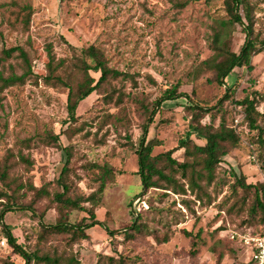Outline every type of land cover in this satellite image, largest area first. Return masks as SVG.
<instances>
[{
	"label": "rangeland",
	"instance_id": "374dc122",
	"mask_svg": "<svg viewBox=\"0 0 264 264\" xmlns=\"http://www.w3.org/2000/svg\"><path fill=\"white\" fill-rule=\"evenodd\" d=\"M13 1L0 0V30L4 32L0 52L24 46L30 52L35 77L0 89V164L8 163L13 177L35 187L23 188L21 193H27L25 201L36 210L23 211L18 206L0 219V264L4 260L25 264L8 244L1 223L14 227L18 243L27 250L69 249L77 253L80 264H105L107 258L101 256H123L129 264H248L251 249L243 244L242 236L264 233L262 221L252 222L253 190L239 189L234 194L229 185L211 186V199L191 192L146 191L136 153L154 102L165 89L178 85L179 92L217 107L203 118L204 124L219 125L226 119L237 127L241 143L224 157L230 184L241 176L248 184L264 182L258 132L250 130L244 107L238 104L245 96L258 93V109L264 113V52L254 58L252 71L236 67L224 86L207 85L205 78L194 80L198 66L213 54L210 36L220 28V20L229 19L225 0H22L33 6L26 31L21 25H9L15 21L12 9L18 10L11 7ZM186 1L189 4L181 7ZM247 1L253 7L255 31L262 42L264 0ZM243 7L240 11L248 23ZM245 40L243 27L236 25L230 48L239 53ZM66 41L79 49L97 46L111 67L128 75L81 101L76 122L69 118L68 90L44 81L47 45H53L58 58L71 57ZM92 75L100 77L99 73ZM187 103L186 97L167 100L154 115L148 139L162 141L154 154L177 149L173 156L184 159V150L177 147L188 138L191 111ZM259 123L264 125V119ZM192 139L205 144L196 136ZM66 147L73 149L75 194L88 196L98 189L93 173L84 168L87 163L108 164L116 172L96 209L97 219L105 226L91 227L87 230L90 238L73 245L68 244V233L40 239L45 226L62 219L79 223L87 216L79 210L60 212L53 201V194L60 190L55 181L67 161ZM20 154L32 164L24 162ZM44 188L49 194L39 196L36 189ZM2 204L0 200V213ZM107 228L116 231L115 235ZM166 235L170 236L167 243L157 240Z\"/></svg>",
	"mask_w": 264,
	"mask_h": 264
},
{
	"label": "trees",
	"instance_id": "16d2710c",
	"mask_svg": "<svg viewBox=\"0 0 264 264\" xmlns=\"http://www.w3.org/2000/svg\"><path fill=\"white\" fill-rule=\"evenodd\" d=\"M186 1L181 7L188 5ZM15 21L9 22L12 28L21 25L23 30H28L33 14V6L30 2L14 0L11 7ZM244 6L245 17L248 23H245L240 11ZM225 7L229 19L219 21L220 28H216L209 38V44L213 54L205 59L197 68L194 80L198 82L205 78L207 85H226V79L236 67H247L249 71L254 68V58L264 52V41L260 42L259 34L255 31V16L253 7L247 0H225ZM236 25L243 27L246 33L245 43L239 53L230 48V39ZM4 32L0 30V37ZM66 44L70 48L71 57L58 58L53 45L46 47L48 62L46 64L47 75L44 81L47 85L53 87H64L68 90L67 109L71 121H77V108L81 101L88 98L93 92H100L104 86H111L112 81L120 77H128L125 73L111 67L106 54L95 45L86 48H77L68 41ZM18 61L14 64L12 60ZM20 72V73H19ZM92 73H99L100 77L96 79ZM35 77L30 52L21 45L4 48L0 52V89L8 86L24 84L27 80ZM229 90H231L229 88ZM254 94V93H253ZM260 94L255 96L247 95L238 102L244 107L245 119L251 131H257V144L261 149L260 160L264 169V125L259 123V119H264V113L259 111ZM264 95H261V97ZM180 97L188 98L187 109L191 111V119L187 139L180 141L178 149L184 150V159L178 160L173 156L177 149H171L159 154H154L157 146L162 144L158 138L148 139L149 124L153 122L154 115L162 108V103L167 100H176ZM228 96H226L227 98ZM111 95H110V99ZM221 102V101H220ZM222 102L220 107H222ZM217 107H209L200 103L192 96L179 92V86L174 85L165 89L162 95L154 102V108L148 112V117L144 124L143 136L136 153L139 157V171L144 189L148 191L151 188L171 191L174 194L186 195L191 192L198 198L211 199L209 188L211 186L224 187L230 186L233 193L236 194L239 189L244 191H254V204L250 209L252 222L260 220L264 224V182L259 184H248L245 176L236 178L234 183L230 184L229 168L226 167L224 157L230 154L241 143V136L236 126L230 125L226 119H222L219 125L213 122L204 124L202 122L208 114L212 113ZM192 136L204 140L205 144H198ZM56 139H59L57 137ZM55 139V140H56ZM67 161L63 166L59 178L55 181L60 190L53 194V201L58 205L59 211L79 210L87 214L79 223H69L64 219L59 220L55 225L45 226L40 236L41 240L52 234H66L69 236V245L76 244L81 240L89 239L87 233L91 227L101 224L97 219L96 209L101 204L103 194L110 183L116 178V172L108 164L87 163L84 168L93 173V181L98 184V189L90 195L75 194V181L72 174H77L72 170L73 149L66 147ZM20 158L32 164L31 160L20 154ZM11 166L4 162L0 164V200H3L0 219L8 212L15 211L14 207H22L23 211H32L35 213L36 207L25 201L26 192L21 193L23 188L35 190L31 184L20 182L16 177L10 174ZM39 196L49 194L44 189H36ZM188 205L189 201H185ZM2 232L7 239L8 244L13 250L23 257L25 264H80L77 253L65 249L60 252H41L39 250H27L21 243H18L17 237L13 234L12 225L1 223ZM138 227L134 225L132 229ZM108 232L114 236L116 231L109 228ZM257 236H264L261 233ZM170 236L166 235L157 240L160 243H167ZM242 241V240H241ZM240 241V242H241ZM243 242V241H242ZM244 244V242H243ZM105 264H129L126 257L106 256ZM1 264H11L4 260ZM248 264H253L250 261Z\"/></svg>",
	"mask_w": 264,
	"mask_h": 264
},
{
	"label": "built area",
	"instance_id": "2783aa9c",
	"mask_svg": "<svg viewBox=\"0 0 264 264\" xmlns=\"http://www.w3.org/2000/svg\"><path fill=\"white\" fill-rule=\"evenodd\" d=\"M241 240L251 249L252 263L264 264V236H254V235L242 236Z\"/></svg>",
	"mask_w": 264,
	"mask_h": 264
}]
</instances>
